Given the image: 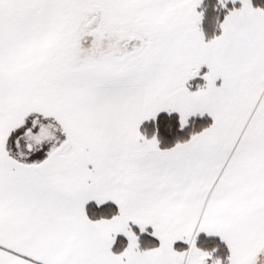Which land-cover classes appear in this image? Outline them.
<instances>
[{"label":"snow or ice","instance_id":"obj_1","mask_svg":"<svg viewBox=\"0 0 264 264\" xmlns=\"http://www.w3.org/2000/svg\"><path fill=\"white\" fill-rule=\"evenodd\" d=\"M217 2L0 0V264H264V5Z\"/></svg>","mask_w":264,"mask_h":264},{"label":"trees","instance_id":"obj_2","mask_svg":"<svg viewBox=\"0 0 264 264\" xmlns=\"http://www.w3.org/2000/svg\"><path fill=\"white\" fill-rule=\"evenodd\" d=\"M253 3H261L264 5V0H253ZM228 7H231V3H227ZM238 6V3H237ZM202 10V20H201V30L206 39L210 38L213 34L219 33L218 21L222 20L224 12L226 11L225 8H221L218 4L217 0H203L200 6ZM189 125L186 126V130H198L199 126L206 122H210L209 117H190L189 118ZM203 237V235H201ZM215 241H219L218 237L212 238ZM199 240V238H198ZM198 243V241H197ZM220 247L217 249L215 255L220 254L223 255L226 253V248L223 246V242H219ZM199 246V243H198Z\"/></svg>","mask_w":264,"mask_h":264},{"label":"rangeland","instance_id":"obj_3","mask_svg":"<svg viewBox=\"0 0 264 264\" xmlns=\"http://www.w3.org/2000/svg\"><path fill=\"white\" fill-rule=\"evenodd\" d=\"M202 1L203 0H201V3H202ZM239 2V0H237V3ZM226 3H231V0H226ZM200 6H201V4L198 6V8H197V10L198 11H201V9H200ZM202 20V19H201ZM200 27H201V24H200ZM205 37V36H204ZM211 38V37H210ZM206 39V38H205ZM209 39V38H208ZM207 40V39H206ZM207 69H206V66H201V73L202 72H204V71H206ZM196 82H199V83H203V80L200 78V77H196V78H194V80L193 81H190L189 83L192 85V88L194 89V87H195V83ZM205 116L206 117H208L207 116V114H205ZM194 117H200L199 115H197V116H194ZM190 118V117H189ZM210 118V117H209ZM211 119V118H210ZM201 235H203V234H201ZM198 243H200V240H198ZM213 255H215V253L213 254Z\"/></svg>","mask_w":264,"mask_h":264}]
</instances>
